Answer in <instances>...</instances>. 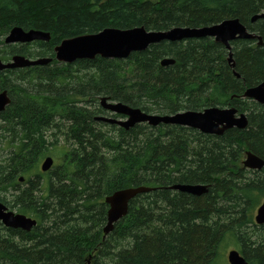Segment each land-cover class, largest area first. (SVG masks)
Here are the masks:
<instances>
[{"label": "trees", "instance_id": "trees-1", "mask_svg": "<svg viewBox=\"0 0 264 264\" xmlns=\"http://www.w3.org/2000/svg\"><path fill=\"white\" fill-rule=\"evenodd\" d=\"M263 11L264 0H0V58L52 57L0 71V92L11 96L0 112V201L38 221L27 231L0 220V264H218L229 238L249 264H264V224L255 221L264 167L243 164L248 150L264 159V104L243 96L264 81L258 39L232 41L234 67L212 37L153 43L127 58L55 59L62 40L107 27L239 18L264 40V18L252 20ZM15 26L51 39L7 44ZM165 57L175 63L163 65ZM103 96L158 114L235 106L249 123L222 135L165 123L127 129L96 119L106 114ZM49 155L54 164L43 171ZM198 183L209 190L170 188ZM142 185L154 190L137 195L105 235L106 196Z\"/></svg>", "mask_w": 264, "mask_h": 264}, {"label": "water", "instance_id": "water-1", "mask_svg": "<svg viewBox=\"0 0 264 264\" xmlns=\"http://www.w3.org/2000/svg\"><path fill=\"white\" fill-rule=\"evenodd\" d=\"M264 18V11L253 16L252 20ZM212 37L215 41L225 45L230 51L228 61L235 66L232 52V41L238 39H258L259 45H264L261 35L250 31L239 18L225 19L213 25L200 27L175 26L167 30H148L144 26L131 28L107 27L95 33H86L62 40L55 46V59L63 63H72L79 59H94L97 56L104 58H127L131 53L145 50L153 43L163 41H180L192 38ZM51 33L39 29L25 30L15 26L5 37L7 44L30 43L37 40L50 41ZM52 61V57L31 58L22 54H15L8 61L0 58V71L13 68H25L34 65H45ZM161 63L171 65L175 63L172 57H165ZM237 76H240L236 72ZM244 97L264 104V81L255 86L248 87ZM11 102L7 90L0 92V112L4 111ZM101 105L115 116L98 115L96 119L111 124H117L127 129L137 123L150 125L178 124L200 130L203 133L222 135L233 127L246 128L249 120L245 112H239L235 106H210L202 110H184L174 114L149 113L139 107H133L121 101H113L108 96L100 99ZM54 164L53 156H47L41 164L43 171H48ZM243 164L251 169H262L264 159L248 150L245 153ZM24 178L21 177L20 180ZM209 184H173L172 189L201 195L209 190ZM154 187L132 186L119 189L106 196L109 205L108 220L104 227L105 235L112 231L115 224L129 213L130 202L139 194L150 192ZM0 220L7 227L22 228L30 231L37 223V219L24 213L9 209L0 201ZM257 224H264V200L255 213ZM230 264H249V261L239 250L233 249L228 255Z\"/></svg>", "mask_w": 264, "mask_h": 264}, {"label": "rangeland", "instance_id": "rangeland-1", "mask_svg": "<svg viewBox=\"0 0 264 264\" xmlns=\"http://www.w3.org/2000/svg\"><path fill=\"white\" fill-rule=\"evenodd\" d=\"M0 47H3V45H0ZM6 151L5 150H1L0 151V155L1 156L2 155H6ZM14 211H16V210H14ZM256 211H257V209H256ZM256 211H255V213H256ZM232 249H237L238 250V244L236 243V241L234 239H231V238L226 239L223 242V244L221 245L220 249H219V257H218V260H217L218 264H229L228 263V253Z\"/></svg>", "mask_w": 264, "mask_h": 264}, {"label": "flooded vegetation", "instance_id": "flooded-vegetation-1", "mask_svg": "<svg viewBox=\"0 0 264 264\" xmlns=\"http://www.w3.org/2000/svg\"><path fill=\"white\" fill-rule=\"evenodd\" d=\"M100 103V102H99ZM100 105H101V103H100ZM101 107L104 109V111L106 112V116H115V117H118V118H121V115H119V114H113L112 112H110L109 110H107V109H105L102 105H101ZM233 250V249H232ZM231 251V250H230ZM229 251V252H230ZM240 253L244 256V254L240 251ZM228 255H229V253H228ZM228 263L230 264V262H229V258H228Z\"/></svg>", "mask_w": 264, "mask_h": 264}]
</instances>
